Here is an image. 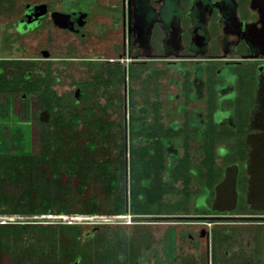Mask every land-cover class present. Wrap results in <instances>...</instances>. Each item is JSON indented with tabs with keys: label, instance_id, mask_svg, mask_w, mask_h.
I'll use <instances>...</instances> for the list:
<instances>
[{
	"label": "flooded vegetation",
	"instance_id": "af4514ba",
	"mask_svg": "<svg viewBox=\"0 0 264 264\" xmlns=\"http://www.w3.org/2000/svg\"><path fill=\"white\" fill-rule=\"evenodd\" d=\"M42 4L45 14L33 17V8ZM42 31L41 47L34 54H9L14 44L17 51L24 50L20 46L26 35ZM49 38L55 49L47 51ZM0 50V60L120 65L127 114L133 89L137 100L147 95L159 102L164 117L180 116L173 108L179 100L185 111H201L203 119L208 113L219 115L218 121L208 122L212 131L204 127V134H215L211 145L205 140L199 145L189 141V157L198 161L201 170L197 184L190 187L198 186L203 195L198 206L170 215L134 217L128 207L124 222L103 219V223L126 225L134 231L136 252L129 264H264L259 237L264 230V0L29 3L16 24L0 20ZM66 51L72 58H66ZM180 67L201 72L199 97L193 101L186 102L182 90L181 99H170L183 83L177 72ZM148 69L155 76L145 79ZM221 127L231 130V141L221 138ZM207 148L212 151L210 174L205 167ZM126 197L129 201L128 192Z\"/></svg>",
	"mask_w": 264,
	"mask_h": 264
},
{
	"label": "trees",
	"instance_id": "16d2710c",
	"mask_svg": "<svg viewBox=\"0 0 264 264\" xmlns=\"http://www.w3.org/2000/svg\"><path fill=\"white\" fill-rule=\"evenodd\" d=\"M29 3L0 0V20L16 24ZM122 85L118 64L0 60V264H129L134 231L103 223L124 222L127 192L133 217L189 211L201 171L189 141L215 134L175 131L159 102L131 89L126 163ZM167 141H185L170 161Z\"/></svg>",
	"mask_w": 264,
	"mask_h": 264
},
{
	"label": "rangeland",
	"instance_id": "374dc122",
	"mask_svg": "<svg viewBox=\"0 0 264 264\" xmlns=\"http://www.w3.org/2000/svg\"><path fill=\"white\" fill-rule=\"evenodd\" d=\"M45 0H30V3H40V2H44ZM54 1V0H52ZM53 34L55 36H57L58 32L57 31H53ZM45 34L44 32H33L30 33L29 35H26L23 39H21V46L20 49H24L22 51H17V45L14 44L13 49L9 52V54H12V56L14 57H19V56H28L30 54H34L40 38L43 37ZM62 38H64L62 36ZM72 40V39H71ZM84 54H86V50H83ZM1 50H0V56H1ZM190 71V72H189ZM178 74L183 77V83L181 84V86L179 87V89L177 88V92H175L174 95H170V99L174 100L175 102L178 101L180 98V95L178 94L179 91L182 90V92H185L184 95V100L186 102L188 101H193L194 99H197L199 97V92H198V78L200 77V71L199 70H195L194 67H191L190 70L188 69H182L181 67L178 68ZM145 79H149L151 77H154L155 75L153 74V72L151 70H147L146 73L143 74ZM201 82V81H200ZM158 94V93H157ZM167 98H169V96H167ZM168 106L165 105V107ZM183 102H181L179 100V102L175 105L174 108V114L175 115H180V116H173V115H169L167 117H165L166 122H168V124L171 126L172 129H174L175 131H180V130H185L188 131L189 133H191V136L193 135V131L197 130L198 131V135L200 137V139H204V127L205 125L207 126V130L211 131L213 130L212 127L209 126L208 122L211 120L218 121L219 118H221L219 115L216 117H211L209 116L210 113H208L205 117V119H203V117L201 116V111L199 112L198 109L196 110H191L185 111V108L183 107ZM202 117V118H201ZM175 119H179L177 122L175 121ZM209 126V127H208ZM220 133H226L229 134L227 135L228 137H226L227 139H229L230 141L232 140V135L233 133L231 132V130L227 127H221L220 128ZM208 136L206 135V138ZM222 140V139H221ZM181 143L178 144V147H181L179 145H183L185 141H181ZM166 147L168 148V159H173L174 156L176 155L177 152V146H174V142L173 141H167L165 142ZM196 145H199V143L197 142ZM194 184V183H193ZM197 184V182H195V185ZM200 193V189L198 186H196V188H194L193 190H191V199H193L192 201H190V205H192L193 201L195 202L193 205H198L200 203L201 198L203 197L202 194ZM165 200L167 201V203L169 204V208H174L176 205L174 204L173 201H171L170 198H165ZM173 202V203H172ZM184 207V206H182ZM179 206V208H182ZM176 208V207H175ZM187 207L183 208L186 209ZM129 219L126 218V224L129 223L128 221ZM259 237L262 238L261 240L263 241L262 243V247L264 248V230L262 232H260ZM263 256H264V249L262 250Z\"/></svg>",
	"mask_w": 264,
	"mask_h": 264
},
{
	"label": "water",
	"instance_id": "95a60500",
	"mask_svg": "<svg viewBox=\"0 0 264 264\" xmlns=\"http://www.w3.org/2000/svg\"><path fill=\"white\" fill-rule=\"evenodd\" d=\"M46 12V5L42 4V5H37L33 8V17L38 18L41 17L45 14ZM123 107H124V132H125V151H126V157H125V161L127 163V119H128V114H127V95H126V85L124 84V102H123ZM126 174H127V170H126ZM126 213L128 212V201H127V197H126Z\"/></svg>",
	"mask_w": 264,
	"mask_h": 264
}]
</instances>
